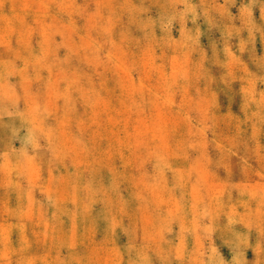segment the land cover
I'll return each instance as SVG.
<instances>
[{
  "label": "rangeland",
  "instance_id": "1",
  "mask_svg": "<svg viewBox=\"0 0 264 264\" xmlns=\"http://www.w3.org/2000/svg\"><path fill=\"white\" fill-rule=\"evenodd\" d=\"M0 264H264V0H0Z\"/></svg>",
  "mask_w": 264,
  "mask_h": 264
},
{
  "label": "bare ground",
  "instance_id": "2",
  "mask_svg": "<svg viewBox=\"0 0 264 264\" xmlns=\"http://www.w3.org/2000/svg\"><path fill=\"white\" fill-rule=\"evenodd\" d=\"M208 206H209V208H208ZM205 207V206H204ZM206 207L207 208H205V212L207 213V212H209V210H210V204H206ZM188 209V208H187ZM205 216V218L203 219V220H207V221H209V222H212L213 221V218H212V215H211V213L209 214V213H207L206 215H204ZM208 216H209V218H208ZM209 219V220H208ZM213 230H215V229H218L219 227H216V226H212L211 227Z\"/></svg>",
  "mask_w": 264,
  "mask_h": 264
}]
</instances>
